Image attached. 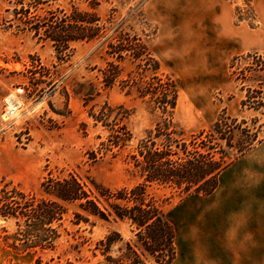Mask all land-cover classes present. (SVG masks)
I'll return each instance as SVG.
<instances>
[{
  "label": "rangeland",
  "instance_id": "374dc122",
  "mask_svg": "<svg viewBox=\"0 0 264 264\" xmlns=\"http://www.w3.org/2000/svg\"><path fill=\"white\" fill-rule=\"evenodd\" d=\"M41 8L67 24L84 16L86 38L57 50L37 20L0 0V195L48 199L42 183L71 177L90 196L94 186L130 189L142 181L141 142L169 141L176 151L224 116L236 129L232 145L257 140L242 155L229 150L218 191L154 187L175 230L172 264H264V108L243 105L247 85L258 86L243 83L247 71L264 69V0H48ZM248 54L260 63H232ZM75 211L67 205L47 251L13 249L6 236L16 223L0 218V264H112L103 254L117 259L133 242L128 223L77 222ZM109 235L115 242L103 252Z\"/></svg>",
  "mask_w": 264,
  "mask_h": 264
},
{
  "label": "trees",
  "instance_id": "16d2710c",
  "mask_svg": "<svg viewBox=\"0 0 264 264\" xmlns=\"http://www.w3.org/2000/svg\"><path fill=\"white\" fill-rule=\"evenodd\" d=\"M47 2L48 0H9L15 15L20 14L28 22L37 20L41 24L37 26L43 27V36L57 50H66L71 42L86 38L85 24L88 22L84 16L72 15L67 24L66 17L57 19L51 13L39 15L41 6ZM22 16L19 17L20 20H23ZM39 18L42 20L39 21ZM35 30L36 34H40L38 28ZM260 58L262 56L248 54L234 57L232 63L242 59L260 63ZM253 68L255 67H250L247 71L250 81H246V77L243 83L253 81L258 86L253 88L247 85L243 105L259 110L264 108V81L256 79L264 75V69ZM167 86L171 87L169 83ZM165 91L168 92V88ZM167 95L165 93L166 98ZM254 98L257 99L256 104L250 102ZM169 105L174 108L173 101ZM166 111L164 107V112ZM231 121L220 116L207 133L200 134L188 144L176 143V151L168 145L169 141L160 146L151 139L141 142L138 151L140 159L134 157V161L138 178L142 181L130 189L110 192L94 186L96 194L90 196L71 177L42 183L43 193L48 199L34 198L31 201L18 189L1 191L0 218L14 221L17 226L14 235L6 236L7 244L23 252L30 249L53 250L60 237L59 229L67 214V205L72 204L76 207L73 215L77 222L88 223L90 218L104 222L113 220L126 222L133 228L134 240L124 245L119 258L113 259L103 254L108 263L142 264L144 260H151L155 264H172L176 257L175 230L163 206L165 199L157 196L153 191L154 187L175 189L187 196L207 197L213 194L218 187L220 175L230 164L229 150L242 155L257 140H252L249 136L248 142L232 145L236 129ZM246 136L248 135L243 137L248 138ZM113 236L118 237L117 234ZM113 236L109 235L99 243L104 247L103 252H109L115 242ZM9 240H12L11 243ZM18 240H22L20 245L23 249L15 245Z\"/></svg>",
  "mask_w": 264,
  "mask_h": 264
},
{
  "label": "crops",
  "instance_id": "0c3cea01",
  "mask_svg": "<svg viewBox=\"0 0 264 264\" xmlns=\"http://www.w3.org/2000/svg\"><path fill=\"white\" fill-rule=\"evenodd\" d=\"M219 186H220V183H218V187H217V189L214 191L215 193L218 191V189H219ZM208 197H210V196H208ZM248 210H251V209H248ZM227 244V243H226ZM230 246V245H229ZM228 246V247H229ZM224 251H225V249H224ZM232 251V249H230L229 248V250L227 251V253H230ZM227 257V258H226ZM226 257H224V259L225 260H229L228 258H229V256H226Z\"/></svg>",
  "mask_w": 264,
  "mask_h": 264
}]
</instances>
